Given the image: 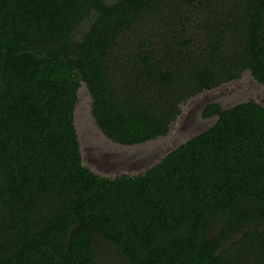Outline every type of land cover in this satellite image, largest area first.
Listing matches in <instances>:
<instances>
[{"label":"trees","instance_id":"obj_1","mask_svg":"<svg viewBox=\"0 0 264 264\" xmlns=\"http://www.w3.org/2000/svg\"><path fill=\"white\" fill-rule=\"evenodd\" d=\"M264 86V0H0V264H264V108L215 118L151 168L81 163L84 85L120 146L165 137L181 107Z\"/></svg>","mask_w":264,"mask_h":264},{"label":"rangeland","instance_id":"obj_2","mask_svg":"<svg viewBox=\"0 0 264 264\" xmlns=\"http://www.w3.org/2000/svg\"><path fill=\"white\" fill-rule=\"evenodd\" d=\"M249 100L264 105V86L256 83L245 72L235 82L190 99L181 107V114L165 137L141 145L120 146L107 140L95 127L90 116L88 93L81 84L73 122L81 163L91 172L108 178L142 173L155 165L165 153L214 124L213 117L201 118L200 113L204 106L216 103L222 109H229Z\"/></svg>","mask_w":264,"mask_h":264},{"label":"water","instance_id":"obj_3","mask_svg":"<svg viewBox=\"0 0 264 264\" xmlns=\"http://www.w3.org/2000/svg\"><path fill=\"white\" fill-rule=\"evenodd\" d=\"M235 82V81H234ZM222 86H224V85H222ZM222 86H220V87H222ZM220 87H218V88H220ZM217 89V88H216ZM213 90H215V89H213ZM210 91H212V90H210ZM206 92H209V91H205V92H202V93H200L199 95H201V94H203V93H206ZM257 103H259V104H261V106L264 108V105L262 104V103H260V102H258V101H256ZM180 118H181V116H180ZM180 118H179V120H180ZM170 151H168L167 153H165L161 158H160V160L166 155V154H168ZM159 160V161H160Z\"/></svg>","mask_w":264,"mask_h":264}]
</instances>
